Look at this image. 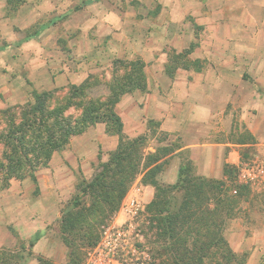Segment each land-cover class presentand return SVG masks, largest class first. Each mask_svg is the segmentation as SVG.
<instances>
[{"label":"crops","instance_id":"1","mask_svg":"<svg viewBox=\"0 0 264 264\" xmlns=\"http://www.w3.org/2000/svg\"><path fill=\"white\" fill-rule=\"evenodd\" d=\"M190 44L187 63L168 70L171 53ZM0 58V69L6 65L0 93L12 101L33 89L95 79L108 94L114 61H141L146 87L123 93L114 110L125 136L153 123L176 140L161 171L164 184H175L186 164L213 180H225V164L237 173L243 166L264 169V0H0ZM97 125L102 148L113 150L118 135L106 147L109 134ZM92 127L75 136L84 141ZM14 182L0 193V255L15 251L14 225L25 223L31 231H20L25 239L40 228L22 202L25 180ZM55 197L51 192L52 206ZM260 233L244 264H264Z\"/></svg>","mask_w":264,"mask_h":264},{"label":"trees","instance_id":"2","mask_svg":"<svg viewBox=\"0 0 264 264\" xmlns=\"http://www.w3.org/2000/svg\"><path fill=\"white\" fill-rule=\"evenodd\" d=\"M192 48L193 44H190L189 48L182 52H172L168 70L186 64V55ZM191 63L196 62L191 61ZM142 67V62L138 60L114 61L112 78L109 81L110 91L104 98L95 99L87 94L88 88L97 84V79L84 80L79 84H69L62 98L55 96L60 88L41 91L33 89L30 91L32 102L27 101L3 110L2 116L6 119V127L0 130V143L3 146L0 158V190L8 188L12 178L21 180L26 174H29L37 186L33 172L47 167L55 151L68 145L71 136L83 133L90 126L103 123L107 134L118 135L116 147L108 152L106 161L99 163L92 177L89 180L83 177L78 180L69 208L62 212L60 239L67 247L69 256L75 253L81 254L82 251L84 252L83 248L92 247L98 242L99 234L92 218L94 208L103 203L107 212L116 210L134 176L140 170L141 156L138 145L143 142L144 137L140 135L128 137L122 133V121L115 112L114 105L123 93L134 88L143 90L146 87ZM119 68L122 70L121 73L118 72ZM71 107L80 109L79 114L75 116L67 113ZM177 146L178 144L173 146L170 143L157 146L153 152H147L144 156L141 181L152 185L155 188L154 198L160 197L162 202L155 216L162 228L161 232L166 235L170 253L174 257L178 255L180 260L172 264H203L204 254L194 260L189 251L181 253L176 243L182 246L187 243V240L179 235V231L183 228H191L192 225L195 228L205 229L218 227V222L213 216L217 210L213 209L219 208L217 204L227 201L220 190L224 180L197 176L190 172V166L186 164L180 166L175 184H160L156 179L157 174L161 173L163 166L169 162L167 155ZM97 158L100 159L99 153ZM235 173L236 167L224 165L225 180L231 183ZM174 190L185 191L176 210H172L170 200ZM168 191L170 195H167ZM86 198L91 199L87 207H85ZM210 199L215 200L216 205L213 208L206 206ZM204 206L208 209L207 212L202 210ZM99 209L102 211V208ZM222 209H224L222 213H225V208ZM186 234L185 232L184 235L188 238ZM218 241H222V238H217L211 243L215 245ZM12 254L13 252L9 251L3 252L0 255V264H19L24 260L25 256L21 254L19 261L12 263L9 258ZM39 263L54 264L45 259H39Z\"/></svg>","mask_w":264,"mask_h":264},{"label":"rangeland","instance_id":"3","mask_svg":"<svg viewBox=\"0 0 264 264\" xmlns=\"http://www.w3.org/2000/svg\"><path fill=\"white\" fill-rule=\"evenodd\" d=\"M5 63L6 60L1 64ZM120 69H118L119 73L122 72ZM0 84L6 86V65L4 70L0 69ZM59 88L55 96L62 98L65 95V88ZM101 89H106V87L103 86ZM87 94L95 99L104 98L107 95L104 91L97 89L96 84L88 88ZM27 101H33L30 92L24 101L20 99L12 101V97L10 99L6 95V91L0 93V130L6 127V119L2 116L3 110ZM79 112L80 109L72 107L67 111L75 116ZM93 126L86 132L84 141L78 139L80 138L78 136H71L72 145L69 140L68 145L54 152L55 156L53 153L47 167L39 168L33 172L37 179V186L29 174H26L21 180L14 178V183L17 185L18 181L25 180V184L20 187L22 202L34 209L29 219L35 224H40V228L35 235L25 239L20 237V231L24 235L31 232L27 230L25 223L19 224L18 229L16 225L12 227L18 237H16L14 246L15 251L9 257L11 262L19 261L21 254H24L26 259L21 260L22 262L19 264H40L39 259H45L54 264H172L174 261H180L178 255L176 258L170 253V245L165 239L166 235L163 234V231L161 232L162 228L155 216V212L161 208L160 197L155 199V188L146 187L145 185L150 184H144L141 181L145 154L153 152L157 146L170 143L175 146L177 144L173 137H168L161 131L157 132L153 124H149L146 131L136 135L144 137L143 142L138 145L141 156L140 170L134 176L118 208L107 212L104 207L106 205L103 203H100L99 206L102 211L99 207L94 208L95 212L92 218L99 234L98 242L92 247L83 248L84 252L82 251L81 254L76 255L75 253L69 256L67 247L60 239L62 212L69 208L70 199L75 192L78 180L81 177L89 180L98 169L99 163L107 160L110 151L103 149L102 143L99 142L100 125ZM110 135L115 134H109L106 137V147L111 143ZM2 149L3 146L0 143V158ZM68 150L72 154H68ZM98 153L100 159L97 158ZM167 166L168 163L163 166L162 170ZM162 177H164V171L158 173L156 177L160 184L165 183L162 181ZM169 177V175L166 176V178ZM40 184H42V191ZM4 190H0V193ZM220 190L226 196L227 201L217 204L219 208L213 209L217 210L213 216L218 222V227H208L206 228L209 229L207 232L205 228H195L194 225L191 228H183L179 231V235L184 237L187 243L182 246L177 242L176 245L181 253L189 251L194 260L204 254L203 264H244L248 246L258 247L262 241L259 234L264 231V185L261 183H239L236 172L234 180L231 183L224 180ZM51 192L56 196L57 206L50 205ZM184 193L185 191L182 190L172 191L170 198L172 210H176L175 208L179 205ZM208 193L210 192L208 191ZM167 195H170L169 191ZM131 196H135L140 202V209L132 216L126 214L122 208ZM86 200L85 207L89 205L91 199L86 198ZM215 205V200L210 199L206 206L213 208ZM206 206L202 207V210L207 212ZM222 208H225V213H222L224 210ZM117 230H120V233H117ZM185 232L189 236L188 238L185 237ZM217 238H222V241L212 245L214 243L211 242L216 241ZM199 246L200 248H198Z\"/></svg>","mask_w":264,"mask_h":264},{"label":"built area","instance_id":"4","mask_svg":"<svg viewBox=\"0 0 264 264\" xmlns=\"http://www.w3.org/2000/svg\"><path fill=\"white\" fill-rule=\"evenodd\" d=\"M238 181L244 184H264V169L260 166H243L238 170ZM122 208L126 214L132 216L140 209V202L135 196H131ZM117 233H120V230H117Z\"/></svg>","mask_w":264,"mask_h":264}]
</instances>
